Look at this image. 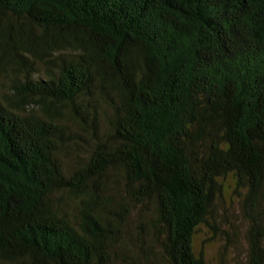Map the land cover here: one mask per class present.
Listing matches in <instances>:
<instances>
[{"label":"trees","instance_id":"16d2710c","mask_svg":"<svg viewBox=\"0 0 264 264\" xmlns=\"http://www.w3.org/2000/svg\"><path fill=\"white\" fill-rule=\"evenodd\" d=\"M0 77V264H208L229 177L264 264V0H0Z\"/></svg>","mask_w":264,"mask_h":264},{"label":"rangeland","instance_id":"374dc122","mask_svg":"<svg viewBox=\"0 0 264 264\" xmlns=\"http://www.w3.org/2000/svg\"><path fill=\"white\" fill-rule=\"evenodd\" d=\"M3 78L0 77V84ZM72 164V161H69ZM221 191L215 198L210 216L196 232L194 250L197 256L204 257L208 264H248L249 222L243 212V200L246 191L237 186L235 180L229 177L223 181ZM139 213V212H138ZM137 212L130 221L132 231L141 221L136 220ZM134 231L126 237V258L130 263L138 262L141 252L138 249ZM135 241H134V240ZM154 251L159 257L158 247ZM114 264H124L116 261Z\"/></svg>","mask_w":264,"mask_h":264}]
</instances>
